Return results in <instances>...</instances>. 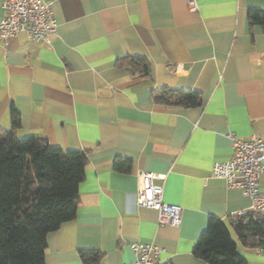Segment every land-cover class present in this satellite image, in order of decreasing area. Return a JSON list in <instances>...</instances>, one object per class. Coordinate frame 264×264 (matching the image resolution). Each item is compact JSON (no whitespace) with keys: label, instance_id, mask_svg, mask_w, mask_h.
<instances>
[{"label":"crops","instance_id":"1","mask_svg":"<svg viewBox=\"0 0 264 264\" xmlns=\"http://www.w3.org/2000/svg\"><path fill=\"white\" fill-rule=\"evenodd\" d=\"M50 1L58 27L48 44L0 38V130L86 151L76 216L47 234L45 263L84 264L87 249L100 252L95 264L133 262L129 243L142 242L162 249L159 264H209L192 254L208 218L250 209L211 169L230 157L229 133L264 138V27L247 16L264 0H198L195 11L186 0ZM125 55L145 57L150 76L117 67ZM161 87L198 91L202 104H156ZM141 171L164 176L156 182L181 206L178 227H159L157 212L135 203ZM231 236L249 264H264V251Z\"/></svg>","mask_w":264,"mask_h":264},{"label":"trees","instance_id":"2","mask_svg":"<svg viewBox=\"0 0 264 264\" xmlns=\"http://www.w3.org/2000/svg\"><path fill=\"white\" fill-rule=\"evenodd\" d=\"M247 16L250 23L264 27V10L250 8ZM115 64L129 75L150 76L145 57L125 55ZM151 95L163 106L202 104V94L193 90L161 87ZM86 163L85 150H62L41 137L16 138L0 130V264H46L47 234L76 216L78 184ZM122 165L128 167V160L114 161L117 169ZM231 230L245 246L264 251V216L246 211L235 224L228 217L210 216L192 254L209 264H249L238 252ZM79 256L84 264H95L101 254L87 249Z\"/></svg>","mask_w":264,"mask_h":264},{"label":"built area","instance_id":"3","mask_svg":"<svg viewBox=\"0 0 264 264\" xmlns=\"http://www.w3.org/2000/svg\"><path fill=\"white\" fill-rule=\"evenodd\" d=\"M189 11H195L198 0H186ZM3 11L0 17V38L7 44L10 37L24 32L36 43L48 44L56 33L58 24L50 0H1ZM232 153L225 161L212 164L211 175L221 178L229 187L240 189L250 199V209L264 216V193L260 190V179L264 174V138L256 135L242 139L229 133ZM163 175L141 171L137 173L135 203L157 212L159 227H178L181 223V206L163 200L160 182ZM246 211L232 213L227 217L237 223ZM135 255L133 262L122 264H159L158 254L162 251L153 243L130 242Z\"/></svg>","mask_w":264,"mask_h":264}]
</instances>
